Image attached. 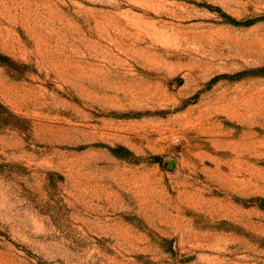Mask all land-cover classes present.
I'll list each match as a JSON object with an SVG mask.
<instances>
[{"label":"rangeland","instance_id":"obj_1","mask_svg":"<svg viewBox=\"0 0 264 264\" xmlns=\"http://www.w3.org/2000/svg\"><path fill=\"white\" fill-rule=\"evenodd\" d=\"M0 264H264V0H0Z\"/></svg>","mask_w":264,"mask_h":264},{"label":"trees","instance_id":"obj_2","mask_svg":"<svg viewBox=\"0 0 264 264\" xmlns=\"http://www.w3.org/2000/svg\"><path fill=\"white\" fill-rule=\"evenodd\" d=\"M220 15L224 18L225 21L234 24V25H238L239 23L237 21H235L234 19H232L231 17L225 15L224 13H222L221 11H219ZM251 24V22H246L244 23V25H249ZM215 79H212V81H214ZM109 150L116 156H123L121 152H129L127 149L123 148V147H116V148H109Z\"/></svg>","mask_w":264,"mask_h":264},{"label":"water","instance_id":"obj_3","mask_svg":"<svg viewBox=\"0 0 264 264\" xmlns=\"http://www.w3.org/2000/svg\"><path fill=\"white\" fill-rule=\"evenodd\" d=\"M165 162H166V164H167L168 167H171V164H172V161L171 160H166Z\"/></svg>","mask_w":264,"mask_h":264}]
</instances>
